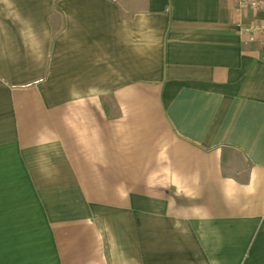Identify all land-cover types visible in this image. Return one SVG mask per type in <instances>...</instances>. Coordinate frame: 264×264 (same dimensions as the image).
Returning a JSON list of instances; mask_svg holds the SVG:
<instances>
[{"label":"crops","instance_id":"1","mask_svg":"<svg viewBox=\"0 0 264 264\" xmlns=\"http://www.w3.org/2000/svg\"><path fill=\"white\" fill-rule=\"evenodd\" d=\"M240 18L0 0V264H264V49Z\"/></svg>","mask_w":264,"mask_h":264},{"label":"built area","instance_id":"2","mask_svg":"<svg viewBox=\"0 0 264 264\" xmlns=\"http://www.w3.org/2000/svg\"><path fill=\"white\" fill-rule=\"evenodd\" d=\"M242 18L237 20L236 31L247 43L264 49V0H236ZM250 12V15H247ZM259 16V18H258Z\"/></svg>","mask_w":264,"mask_h":264}]
</instances>
